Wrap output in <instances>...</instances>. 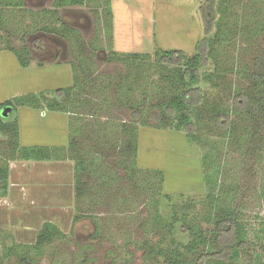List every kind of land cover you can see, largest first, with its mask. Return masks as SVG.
I'll return each mask as SVG.
<instances>
[{"label": "rangeland", "instance_id": "rangeland-1", "mask_svg": "<svg viewBox=\"0 0 264 264\" xmlns=\"http://www.w3.org/2000/svg\"><path fill=\"white\" fill-rule=\"evenodd\" d=\"M8 1L12 0H0V13L5 14L7 20V29L4 28L5 31L0 33L16 49L25 53L24 46H29L31 36L36 32L34 19L27 8L22 10L14 5L5 6ZM107 1H88L82 14L91 17V22L82 25L81 41L79 39L78 42L77 37L68 44L64 43L67 55L63 54L64 57L58 62L38 65V58L33 54L30 59L35 62L24 67L16 52L0 49V104L30 93L72 87L75 74L86 85L81 90L82 98L79 101L88 97L92 102L90 105L70 108L68 113L47 107L19 106L16 113L11 108L4 109L3 117L7 120L18 118L21 146H55L51 153L56 156L61 153L60 148L69 146L76 130L81 132L77 134L81 146L88 149L91 145L97 147L95 142L98 137L108 140L110 146L123 137L121 125L128 118L129 105L115 101L116 91L119 84L123 86L120 89L123 92L136 84L129 80L131 73L136 71L119 60H108L112 37H102L100 17L93 13L100 6L105 12ZM205 1L114 0V49L153 56L157 51L182 50L193 55L197 43L205 34L201 10ZM252 1L234 0L231 6L233 11H228L226 20L229 25L225 28L234 30L232 40L217 46L214 63H211L212 69L217 67L218 71L223 72V79L217 85L211 82L203 84L212 101L225 100L229 105L231 99L228 95L224 96L228 84L244 82L242 72L246 68L251 69L262 54L263 40L248 41L250 35L247 31L241 35L242 27L254 25L252 22L256 13L260 14L256 20L264 18V4ZM12 2L18 3L15 0ZM68 13L67 10L62 11L66 20L69 19ZM104 15L109 20L108 14ZM12 19L18 22L16 26L12 24ZM75 26L72 27L78 29ZM80 42L85 44L86 50L81 66L75 62L79 58ZM4 46V41H0V47ZM124 76L126 80L122 81ZM152 78L158 80L157 76ZM139 81L147 84L142 89H149V80ZM141 91H137V97L142 96ZM232 120L242 128L246 126L235 115H232ZM207 130L205 127L198 129L201 141L193 144L182 131L155 126L140 127L137 166L144 171L141 177L133 175L130 178L122 166L116 167L121 158L111 151L106 157L108 169L111 167L110 185L102 188L98 178L93 176L88 191L78 204L74 198L72 161H64L66 163L56 166L63 175L60 176L61 182H57L62 189L59 198H53L56 203L52 204L47 203L45 194L33 191V187L41 182L26 178L38 177L39 171L43 169L36 165L29 169V164L23 165L25 162H12L10 181L12 188L19 186L22 198L19 203L13 204L8 195L0 197V215L7 218L11 213L13 218V223L6 224L1 222L4 217L0 216V264H20L21 255L26 252L24 248H17V255L4 258L6 245H11L8 234H13L17 242H33L42 223L38 217L45 215L54 219L67 235L48 245L44 255L37 258L34 264H168L167 256L171 253L172 241L188 243L193 239L186 261L191 264L202 251L213 252L216 249L213 239L214 200L209 196L212 193L218 195L220 191L228 192L235 206L241 208L240 221L246 245L236 248L231 261L233 264H264V146L260 158L255 160V151L249 143L238 146L214 129L212 132ZM7 141L8 136L0 134V155ZM15 169L27 176H22L23 180L18 178L20 174ZM146 170L164 173L161 194L155 195L152 180L157 182L158 179L154 175L146 176ZM113 171L117 173L112 175ZM43 184L52 185L46 180ZM59 187L49 189L58 193ZM5 203L10 204L11 211L1 208ZM62 212H66V215ZM75 214L81 219L73 223ZM175 214H178L180 221L172 228L173 222L176 223ZM182 224L193 227L192 238L190 232L183 231ZM29 253L30 256L35 254L32 249Z\"/></svg>", "mask_w": 264, "mask_h": 264}, {"label": "trees", "instance_id": "trees-1", "mask_svg": "<svg viewBox=\"0 0 264 264\" xmlns=\"http://www.w3.org/2000/svg\"><path fill=\"white\" fill-rule=\"evenodd\" d=\"M233 1L206 0L203 3L201 10L205 34L197 43L193 55H188L182 50L157 51L154 56L137 52L112 54L111 60H119L125 66L136 71L131 73L129 80L134 83L137 82L124 92L120 90L122 85L117 86L115 101L125 106L129 105L128 118L121 125L123 137L118 140V144L114 143L110 146L108 140L98 137V141L95 142L96 148L94 145H91L89 149L88 147L83 148L77 137V134L81 132L76 130L69 146L60 148L61 153L54 156L51 150L56 148L55 146H21L18 118L7 120L8 118L3 117L4 109L11 108L16 113L19 106H31L38 109L47 107L68 113L70 108L75 109L90 105L92 103L91 98L87 97L86 99L83 98L84 101H79L80 97L82 98L80 96L81 90H84L86 85L84 82H80L76 74L75 84L72 87L58 88L52 92L39 94L30 93L1 103L0 134L8 136V141L0 155V197H6L9 193L12 162L72 161L74 163V198L76 204L88 191L89 181L93 176L98 178L102 188L110 185L112 178L109 171L111 167L108 169L106 157L111 151L121 158L115 165L116 167L122 166L130 178L133 175L141 177L144 171L137 166V156L139 128L142 126H155L185 132L188 140L193 144L201 141V136L197 133L198 129L205 127L208 132H212L214 129L219 135L233 141L238 146L249 143L255 151H253L255 160L260 158L264 146V47L253 67L251 69L246 68L242 72L244 82L238 85L228 84L229 88L224 96L228 95L231 99L229 105L226 104L225 100L212 101L207 90L203 87L206 82L217 85L219 80L223 79V72L218 71L217 67L212 69L211 63L212 65L214 63L217 46H222L227 40H232L231 34L234 30L231 31L225 27L229 25V21L226 19L228 11H233L231 7ZM253 1L256 3L260 1L261 4H264V0ZM108 11L113 21L112 8L109 2ZM257 15L260 14H255L252 27L244 26L241 28V35L247 31L250 35L249 38L247 37L248 41L249 39H259L260 41L263 40L264 43V18L256 20ZM246 24L243 23V25ZM112 32L111 24L110 35ZM114 56L115 58H113ZM19 59L24 67L29 66L27 59L21 56ZM151 75L157 76L158 80L155 81ZM124 77H122V81L126 80ZM141 79L150 81L149 89H142L147 87V84L140 83L139 80ZM137 91L142 92L141 97L136 96ZM232 115H235L246 126L242 128L240 124H234ZM99 141L103 143L100 144ZM145 172H147L146 176L154 175L157 177V182L152 180L155 187L154 192L155 195L161 194L165 182L164 173L160 170H146ZM113 173L112 175H115L117 172L113 171ZM213 194L209 198L214 200L213 239L216 249L213 252L202 251L191 264H207L208 262L233 264L231 257L236 248L246 245L243 240L240 221L241 208L235 206L234 200L228 192L220 191L218 195ZM167 197L170 198L171 196L168 194ZM80 219V216L75 214L73 223ZM179 221L178 214H175L176 223L173 222L172 228ZM182 229L184 232H190L191 238L193 237L192 226L182 224ZM66 235L56 223L48 220L42 223L31 243L17 242L13 234H8L11 245H6L4 258L17 255L15 250L21 247L26 249V252L21 255L20 264H34L37 258L39 259L44 255V249L48 245ZM192 240L188 243L173 240L171 253L167 256L168 264H188L186 261H188V251L193 244ZM30 249L35 252L34 256H30Z\"/></svg>", "mask_w": 264, "mask_h": 264}, {"label": "flooded vegetation", "instance_id": "flooded-vegetation-1", "mask_svg": "<svg viewBox=\"0 0 264 264\" xmlns=\"http://www.w3.org/2000/svg\"><path fill=\"white\" fill-rule=\"evenodd\" d=\"M12 1H8V4L5 6L11 7V5H14L15 8L17 7L22 10L27 8L28 12L29 10H31L30 11L31 17L34 19L33 23L35 25L36 32L31 36L32 40L30 41L29 46L28 44L24 46V49H26L25 53L24 52L22 53L20 50L16 49L11 44V42L8 41L5 35L0 33V41H4V45H5L4 47H0V49H10L16 52L18 57L21 56L29 61V66L33 62H35L30 59L31 55L33 54H35L38 58V61H36V64L38 65H43L49 62H58L59 59L62 60V58L64 57L63 54L67 55V46H65L64 43L68 44L73 40H76L77 37H79L78 38V42H79L81 35L80 30H83L82 25L85 24L87 25L89 24V22H91V17L82 14L83 13L82 11L87 8V4L89 0H50V2H48L49 0H35V2H33L32 0H20V1L15 0L18 3ZM113 1L114 0L107 1V7L105 8V12L102 11V9L100 8L101 6L93 10V13L96 15V17H100L101 27L103 29L102 37H104L105 39L107 35L112 37L111 46L113 49L111 48L110 51L111 54L107 53L109 55L107 56L109 61H111L110 57H112L111 55L113 53L116 54L125 53L116 50V48L114 49L115 46V44L113 45L114 33L112 32V35H110L109 33L111 24L113 28V21L111 20V17L108 14L109 12L108 2L111 5L112 14L114 15L113 7H112ZM64 10L69 11L68 13L69 19L67 20L62 15V11ZM76 13L79 14L76 15ZM105 13L108 14L107 17L109 18V20L105 18L104 15ZM12 14L15 15L16 13H12ZM0 19H1L0 20V32H1L2 30L5 31L4 28L7 29L6 15L3 14L2 12L0 13ZM68 21L72 22L73 24H69ZM17 23L18 22H16V20L12 19L13 25L16 26ZM78 24L80 26H78ZM73 25H76L75 27L78 29L73 28L72 27ZM78 45H79L78 46L79 60L75 59V62L77 63L79 62V65L81 66L82 65L81 61L85 60L84 53L86 50L84 43L80 42Z\"/></svg>", "mask_w": 264, "mask_h": 264}, {"label": "crops", "instance_id": "crops-1", "mask_svg": "<svg viewBox=\"0 0 264 264\" xmlns=\"http://www.w3.org/2000/svg\"><path fill=\"white\" fill-rule=\"evenodd\" d=\"M112 7L114 8V6H113V3H112ZM114 10V9H113ZM114 12V11H113ZM26 164H23V165H28L30 168L29 169H32V165H36V167H41L43 170H41V171H39V175H38V177H26V178H31V180H34V181H39V182H41V184H36L33 188H34V190L33 191H35V192H37V193H41V195H43V194H45L46 195V199H47V203L49 202V204H52V203H56V200L55 199H53V198H55V197H58L59 198V193H61V187H59V185H58V183L57 182H61V180L62 179H60V176H63V175H61V173L58 171V168H56V166H57V164H61V163H66V162H56V161H54V162H25ZM37 164H39V165H37ZM52 166V167H51ZM44 167H45V169H44ZM49 167H51V169L49 168ZM35 168V167H34ZM13 169V167L11 166V170ZM15 172L16 173H19V171L18 170H16L15 169ZM12 174V173H11ZM20 174V173H19ZM12 176V175H11ZM22 176H27V175H24V174H20V175H18V178H23ZM24 179V178H23ZM22 179V180H23ZM30 180V179H29ZM44 180H46V181H48V183H52V185L51 184H49V185H44L43 184V181ZM11 181H12V178H11ZM10 181V182H11ZM54 181V182H53ZM55 186H57V187H59L58 188V193H55V192H52L49 188H51V187H55ZM18 187V188H17ZM24 189V188H23ZM41 189H43V192H41ZM20 189H19V186H15V187H13L12 188V182H11V185H10V190H9V193H8V198H10V200L12 201V203L13 204H15V203H19V201H20V199L22 198L21 197V193H20V191H19ZM32 191V192H33ZM67 192L69 191V190H66ZM45 192V193H44ZM70 193V192H69ZM36 198V197H35ZM54 200V201H53ZM15 202V203H14ZM45 203V202H44ZM1 206H3V207H1V208H7L9 211H11L10 210V204L9 203H5V204H2ZM59 210H60V208H59ZM62 214H65L66 215V212H62ZM60 215V214H59ZM0 216H2V217H4V215L3 214H1ZM60 216H62V215H60ZM38 218H40L39 220H41L42 221V223L44 222V221H46V220H48V221H52V222H54V223H56V221H53L54 219H50V217H47V215H45V216H41V217H38ZM0 219H1V217H0ZM19 221H21V220H19ZM19 221H17V222H19ZM40 221V222H41ZM1 222H6V224L7 223H13V218H12V216H11V213L8 215V217L7 218H3L2 219V221ZM14 223H16V222H14ZM42 223H41V225H42ZM57 224V223H56ZM41 225H40V227H41ZM58 225V224H57ZM59 226V225H58ZM40 227H39V229H40ZM60 227V226H59ZM61 228V227H60ZM39 229H37V231L39 230ZM62 229V228H61Z\"/></svg>", "mask_w": 264, "mask_h": 264}, {"label": "water", "instance_id": "water-1", "mask_svg": "<svg viewBox=\"0 0 264 264\" xmlns=\"http://www.w3.org/2000/svg\"><path fill=\"white\" fill-rule=\"evenodd\" d=\"M8 109H10V108H8ZM2 115H3V116L5 115L4 111L2 112Z\"/></svg>", "mask_w": 264, "mask_h": 264}]
</instances>
